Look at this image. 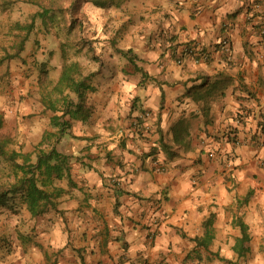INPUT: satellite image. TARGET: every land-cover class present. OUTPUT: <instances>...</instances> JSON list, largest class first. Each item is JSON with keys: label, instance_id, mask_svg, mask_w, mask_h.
<instances>
[{"label": "clouds", "instance_id": "1", "mask_svg": "<svg viewBox=\"0 0 264 264\" xmlns=\"http://www.w3.org/2000/svg\"><path fill=\"white\" fill-rule=\"evenodd\" d=\"M73 2L8 0L6 7L0 5V59L9 57L0 66V119L4 122L0 135L7 141L0 150V190L11 193L16 188L17 166L26 163L23 157L33 165L34 182L41 187L46 176L39 175V160L41 153L50 147L61 149L72 144L70 151L61 152L69 157L62 173L77 166V157L88 155L80 151L84 147H90L91 155L98 157L92 162L91 170L79 166L75 176L53 173L52 183L47 185L53 193L57 184L67 186L69 181L75 193L71 201H65L62 195H52L55 209L49 204L47 212L34 215V210L39 209H34L31 201L25 199L27 189L16 191L0 202V264H56L57 261L66 264L68 260L81 264V256L84 264H142L145 259H150L151 264H264V167H261L264 144L233 145L223 135L208 138L196 126L203 123V118L192 120L193 112L200 115V105L190 98L182 106L186 109L183 118L180 115L173 118L168 109L159 111L160 97L169 90V85L183 91L184 83L191 77L201 73L215 75L204 57L197 58L198 50L196 55L190 53L181 55L179 61L173 60L171 46L160 38L161 32L170 36L175 31L181 37L179 43L199 39L201 47H207L221 23L230 27L234 23L236 27L230 34L236 40L229 58L236 67L229 68L217 58L213 68L236 72L250 65L255 72L264 63V45L260 44L264 35L257 33L253 25L264 23V0L259 4L256 0H107L100 5L96 0H81L75 9ZM193 11L198 21L200 13L206 14L204 23L198 30L190 26L188 33H180L181 20L188 21ZM230 16L234 20H229ZM74 18L83 23L84 29L77 26L69 35L68 28ZM248 20L252 23H246ZM28 26L33 28L32 36L45 47L29 57L26 68L20 59L9 54L19 50L18 44L26 35L22 29ZM242 29L247 30L246 37L239 35ZM85 32L91 42L80 45L83 51L77 55L79 49L73 42ZM150 36L151 46L145 47ZM245 39L256 51L255 59L244 55ZM125 40L129 42L127 46ZM61 43L71 45L63 61L58 48ZM48 48L57 50L52 59L44 54ZM28 51L31 49L26 46L20 56H26ZM128 51L139 55L144 62L148 73L144 86H140L137 76L125 72L128 62L124 53ZM240 59L244 64L239 63ZM45 62L48 67L41 75L40 65ZM53 67L58 72L68 69L69 78L61 81L48 75ZM25 74L30 80L24 79ZM38 78L42 88L37 84ZM244 83L252 86L255 78L246 76ZM211 84L209 81L196 91L205 93ZM237 86L238 82L229 87V94ZM237 95L250 101L242 89ZM137 96L144 107L152 109L147 117L132 108ZM218 96L217 89L207 97L212 123L205 131L215 135L232 125L245 137L257 130L264 97L259 107L250 101L254 111L241 124L234 117H219ZM69 103L76 109L75 114ZM137 118L144 121L143 138L129 127ZM57 119L59 123L54 122ZM178 130L179 140L191 139L193 147L181 148L169 159L159 145L160 134L163 133L166 143H171L177 138ZM122 138L126 140L123 148ZM153 147L158 149L155 154L150 153ZM201 150L217 166L223 162V167L229 170L227 180L213 175L212 164L201 167L197 163ZM106 152L112 153L111 163ZM145 153L149 155L142 159ZM253 171L258 179H253ZM121 190L125 194L116 196ZM115 200L120 201L119 214L109 211ZM210 200L214 202L212 206ZM170 207L186 208L188 215L174 219ZM201 208L203 211H198ZM97 212L107 221L110 233L107 238L97 234L100 219ZM177 220L183 223L182 229L168 226ZM193 220L204 224L193 228ZM218 224L222 227L218 228ZM145 227L152 229V240L147 239ZM193 232L199 234L200 240L190 239ZM184 233L189 239L184 238ZM79 249L84 251L78 254ZM196 252L203 254V261Z\"/></svg>", "mask_w": 264, "mask_h": 264}, {"label": "crops", "instance_id": "2", "mask_svg": "<svg viewBox=\"0 0 264 264\" xmlns=\"http://www.w3.org/2000/svg\"><path fill=\"white\" fill-rule=\"evenodd\" d=\"M261 2L262 0H256L257 4ZM192 7L193 9H195L196 5H193ZM249 11H251V9H249ZM256 15L259 16L260 14L257 13ZM205 18H206V14L202 12L199 15V21H198L197 13L193 11L191 15L189 16L188 21L181 20L180 25H179V32L188 33L190 26L194 30H198L199 27L204 23ZM207 19L211 21L212 26L214 28L217 27L215 21L211 17H207ZM253 19H255V17H253ZM229 20H234V17L230 16ZM189 22H197V23H192L190 25ZM246 23H252V21L248 20L246 21ZM256 26L258 25H253V28L257 33H259V27L257 28ZM235 27L236 26L234 23L231 25V27L226 23H221L218 28L217 33L213 35V38L212 40L209 41L207 47H201L202 41H200L199 39H196V40L189 39L187 43H179V41L181 40V37L178 36L175 31L170 36H165L164 33L161 32L160 38L163 40H166L168 45L171 46L169 51L171 53V58L173 60L179 61V58L181 55L188 56L189 55L188 49H190L192 46H196L200 51L206 52L209 55V59L206 63H208L210 69H213V71L215 72V75L209 76V75L202 74V73L197 74L191 77L187 82L184 83L183 91H176L174 86L169 85V90L166 93H163L160 97L159 111L160 113H163L166 109H168L173 114V118L175 117V115H180L181 118H183V116L186 114V109H182V106L185 100L190 98L193 100L194 103H196L197 105H200V115L198 116L195 112H193L192 120L200 121L201 118H203V123L197 124L196 126L200 128L202 132H205L208 138L213 139V138H218L219 136L223 135L228 138L229 144L234 145L237 143H248L250 146L255 147V146L264 144V108H260V111L258 113L259 120L256 125L257 130L254 133H252L250 136L241 137L240 129L233 127L232 125H229V128L227 130L221 129L220 131L216 132L215 135L213 134L212 131H205L206 129H208L209 124L212 123L209 120L211 109L207 103V97L212 96L213 90H217V89L219 90V96H218V100H219L218 115L219 117L222 119H227L228 117H234L235 120H238L241 124H244L246 116H251L254 111V109L249 106L250 101H254L257 107H259L261 98L264 97V63H261L259 66V69H257L255 72L251 70L250 65L244 70H240L236 72H229V71H224V70L213 68V65L216 63L217 58L227 63L229 68L236 67V64L230 60L229 55H226L221 51L220 43L217 44L214 42L217 39H221V41L225 39L229 40V42L231 43L232 50H233L236 36L230 33H232V30ZM119 35L120 33L117 32V36ZM239 35L246 37L248 35V32L246 29H242ZM152 39L153 37L151 36L148 38V44L145 45V47L151 46ZM90 42H91V37L88 35V44ZM123 43L127 46L129 42L125 40L123 41ZM260 44L264 45L263 39H261ZM95 46L98 47L99 44L97 43ZM242 46L244 48V55L248 56L249 59H255L256 51L253 50V46L249 44L248 39H245L243 41ZM89 51H91V49H89ZM128 52H129V55H125L127 62H128L125 68V72L126 74L137 76L140 81V86H144V82L148 79V73L144 69V62L141 60V57L139 55L133 53L132 51H128ZM64 54H65L64 51L60 53V57L63 60L65 58ZM130 56H132V60L130 59ZM108 58L111 59L110 56ZM239 63L241 65L244 64L243 59H240ZM25 67L27 68V66ZM63 69L58 72L56 68L54 67L52 71L49 73V75L50 76L54 75L56 76L57 79L63 81L64 80ZM246 76L250 78L252 77L255 78V83L252 86L246 85L244 83V78ZM24 79L30 80V77L25 74ZM209 81H212V84L208 88L207 92L200 93L196 91L197 89L203 88L204 85L209 84ZM237 82H238V86L232 87L231 94H229V91H228L229 87H231L232 85H236ZM37 84L42 88L39 78L37 80ZM188 84H191L192 88H189ZM241 89L243 90L244 93H246L247 97L250 98V101L245 99L241 95H237V93L240 92ZM232 100H235V105H232V107H230ZM173 105H175V107H173ZM132 108L134 111L139 110L141 112V115L145 117L150 115L152 112L151 108H146L141 104L140 98L138 96L133 100ZM233 108H238V110L233 111ZM54 122L59 123V119H57ZM181 122H183L182 119H181ZM143 123H144L143 120H140L139 118H137L135 122L129 125L130 128L137 130V133L141 136V138H143ZM159 123H160V120L158 119L157 127L159 126ZM212 126L215 127L214 124H212ZM179 134H180V131L178 130L177 138L173 140L171 143H166L163 137V133L160 134L159 145L161 146L163 151L168 154L169 159H171L172 155L175 152L179 151L181 148L186 149V150H191L193 147L191 139H186V140L181 141L179 140ZM72 139L75 140L76 138L72 137ZM92 139H98V137H93ZM196 139L199 140L200 137L197 136ZM57 143H59V141H57ZM90 143H91V140H90ZM120 146L122 148L126 146L125 138L121 139ZM71 147H72V144L68 143L63 148L61 149L56 148V149L58 150V152L61 153L64 150L70 151ZM51 149L52 147H50L49 150ZM80 151L83 153H88V155L83 156V157H77L76 158L77 166L73 168H69V171L67 173H64V175H70V176L77 175V173L79 172V166H83L84 168H88L89 170H91L92 162L94 161V159H98V157L94 158L91 155L90 147H84ZM157 151L158 149L155 147L150 149V153L152 154H155ZM148 155L149 153H145L143 157L141 158L147 159ZM217 155H219V152L217 153ZM106 159L111 163L113 159L112 153L106 152ZM197 163L201 167H203L206 163L212 164L214 168V171H213L214 176H219L224 180H227L229 178V170L223 167V162L220 161L217 166V162L206 159V156L203 150L200 151L197 157ZM261 167H264V165H261ZM252 176H253V179L259 178L255 171L252 172ZM115 187L119 188V185H116ZM46 189L50 192H53L51 188L46 187ZM55 193H56L55 195H62V198L65 201H71L75 195V193L71 191V181H69V184L67 186L57 184ZM124 194L125 193L122 190L116 192V196H122ZM137 199H142V198L137 197ZM168 203L169 205H171L172 201L169 200ZM213 204L214 202L210 200L209 205L212 206ZM120 206H121L120 201L115 200L113 208H110L109 211H115L117 214H119ZM198 211L202 212L203 209L202 208L198 209ZM169 212L174 219L182 215L183 216L188 215V210L183 207H179V208L170 207ZM60 215H63V213H60ZM96 215L100 217V219L97 221V223L99 224L97 234L102 235L105 238H107L110 235L109 230H108L107 221L104 219L103 216L100 215L99 212H97ZM135 222L136 221H133V223ZM203 224H204V221L197 222L193 220L191 227L196 228V227L203 226ZM168 226L175 230V229H182L184 225L183 223L177 220L176 223H169ZM217 227L219 228L222 226L218 224ZM145 231L147 233V239L152 240L153 239L152 229L145 227ZM184 238L189 239V236L187 233H184ZM84 239L85 240L87 239V234H85ZM190 239L193 241H195V239L200 240V236L196 232H193ZM126 247L127 246L125 245V248ZM83 251L84 249H79L78 254L82 253ZM189 255L191 256V253ZM196 256L202 261L205 258L203 254L200 252H196ZM56 264H59V262L57 261ZM66 264H75V261L68 260L66 261ZM81 264H84L82 256H81ZM142 264H151V260L145 259L143 260ZM157 264H160V262H157Z\"/></svg>", "mask_w": 264, "mask_h": 264}, {"label": "trees", "instance_id": "3", "mask_svg": "<svg viewBox=\"0 0 264 264\" xmlns=\"http://www.w3.org/2000/svg\"><path fill=\"white\" fill-rule=\"evenodd\" d=\"M81 0H74L73 2V8L75 9L79 4ZM96 3L98 5L107 3V0H96ZM8 4V1H0V5L6 6ZM55 22V21H54ZM263 24V23H262ZM261 24V25H262ZM261 25L256 26L257 28ZM79 26V28L83 31L84 26L82 22H78V19H73L71 22V25L68 28V34L71 35L73 30ZM33 28L32 26H28L24 29H22V32L26 33V35L23 36V39L20 40V43L18 44V51H15L12 54H9L11 58H21L20 53L24 52L26 49V44L29 42L31 35H32ZM19 39V38H18ZM264 40V39H263ZM78 49L83 50L80 48V45H87L88 41L85 40V38L81 37L79 41H77ZM65 58H67V51L64 50ZM124 55H129V52L124 53ZM9 58L6 56L4 59ZM4 59H0V66L4 64ZM130 59L132 60V56H130ZM47 68V63H43L40 65V73L41 75L44 74V70ZM68 72L69 70L64 68L63 69V78L68 79ZM49 75V73H48ZM40 81V80H39ZM41 86L42 81H40ZM69 109L75 114L76 109L71 107V104L68 105ZM4 126L3 120L0 119V129H2ZM2 135H0V141H2ZM7 143V141H6ZM0 150H2V145L0 144ZM24 161L26 162L23 165L17 166V178L19 180L18 185L16 188L11 192H6L3 190H0V202H4L6 198H10L11 195H15L16 191L27 189L25 192V199L30 200L32 205L34 206V209H39V211L34 210V215H39L41 212H47L48 211V205L51 204L53 209H55V204L52 203L51 196L55 195L56 193L50 192L46 189L47 185L52 182V175L53 173L58 174H64L62 173V169H64L67 166V162L69 157L62 156L60 152L56 149V147H52L51 150L41 153V159L39 160V175L46 176V179L43 180L41 187H37V184L35 181V174L32 171L33 165H31L30 162H28L27 157H23ZM69 171V169H68ZM67 171V172H68ZM198 239H195L197 241Z\"/></svg>", "mask_w": 264, "mask_h": 264}, {"label": "rangeland", "instance_id": "4", "mask_svg": "<svg viewBox=\"0 0 264 264\" xmlns=\"http://www.w3.org/2000/svg\"><path fill=\"white\" fill-rule=\"evenodd\" d=\"M0 1L5 2V1H8V0H0ZM6 6H7V5H6ZM6 6H5V7H6ZM83 38H85V40L88 41V33H87V32H85ZM30 40H31V43L29 44V42H28V43L26 44V46H28V48H30L31 51H28L26 56H23V57L19 58V59H20V62H21L24 66H27V67H28V65H29V63H30L29 57L33 56V53H34V52H35V53H39L40 50H41L42 48L45 47V45H43V44L41 43L40 39H38V38H36V37H33L32 35H31ZM79 40H80V39H79ZM79 40H78V41H79ZM73 43H74V44L76 45V47L78 48V45H79V44H77V41H74ZM69 47H71V45H70V44H66V43H61V44L58 45V48H59V50H60V53H61L62 51H64V50L67 51V49H68ZM25 51H26V49H25ZM56 51H57L56 49L48 48L47 51H46L44 54L47 55V56L49 57V59H52V58H54V57L56 56ZM80 51H83V50H80V49H79V50L77 51L76 54L79 55V52H80ZM67 53H68V52H67ZM60 59L63 60L61 57H60ZM46 63H47V62H46ZM47 65H48V64H47ZM47 67H48V66H47ZM53 68H54V67H53ZM53 68H52V69H53ZM26 79H27V78H26ZM22 85H23V81H22ZM5 143H6L5 140L0 141V144L2 145V147H3V144H5Z\"/></svg>", "mask_w": 264, "mask_h": 264}, {"label": "built area", "instance_id": "5", "mask_svg": "<svg viewBox=\"0 0 264 264\" xmlns=\"http://www.w3.org/2000/svg\"><path fill=\"white\" fill-rule=\"evenodd\" d=\"M259 33L264 35V23L259 27ZM220 48H221V51L226 55H229L230 52L232 51L231 43L229 42V40H226V39L220 43ZM197 50L199 52V55L197 56V58L199 59V57H204L205 62H207L209 59V55L206 52L200 51L196 46H192L190 49H188V52L189 54L191 53L193 55H196Z\"/></svg>", "mask_w": 264, "mask_h": 264}]
</instances>
